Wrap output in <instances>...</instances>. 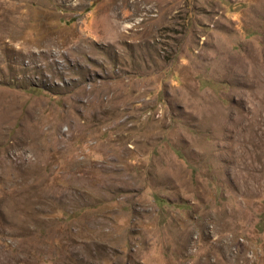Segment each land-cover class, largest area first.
<instances>
[{
    "label": "rangeland",
    "instance_id": "rangeland-1",
    "mask_svg": "<svg viewBox=\"0 0 264 264\" xmlns=\"http://www.w3.org/2000/svg\"><path fill=\"white\" fill-rule=\"evenodd\" d=\"M0 264H264V0H0Z\"/></svg>",
    "mask_w": 264,
    "mask_h": 264
}]
</instances>
